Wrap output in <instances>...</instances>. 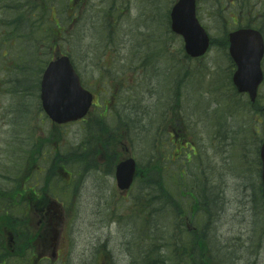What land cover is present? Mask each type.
<instances>
[{"label": "rangeland", "instance_id": "obj_1", "mask_svg": "<svg viewBox=\"0 0 264 264\" xmlns=\"http://www.w3.org/2000/svg\"><path fill=\"white\" fill-rule=\"evenodd\" d=\"M142 1L144 4L140 5ZM150 1L147 9L146 0H124L127 10L122 19L111 26L116 37L109 40L101 34L105 30L103 12L109 8L108 0H87L86 9H79L78 22L67 19L64 0V9L60 8L58 16L66 30L56 46L69 55L87 89L98 92L101 105L108 97L103 72L105 77L116 75L127 80L124 91L119 89V99L129 100L123 106L118 103L114 107L116 101L108 105L105 119L111 121L114 109L122 110L123 107L125 112L133 113L131 110L135 107L140 119L134 124L136 128L131 121L127 127L121 125L118 118L114 124L119 127L116 134L122 135L119 141L125 143L123 152L130 153L138 166L154 163L150 157L155 152L157 139L165 141L167 137L164 129L156 135L158 121L151 116L155 114L156 105L161 103L160 98L170 99L177 118L174 141L181 143L182 140V146L188 143L187 148L190 147L180 152L169 143L174 160L168 162V178L164 181L176 194L178 206L184 211H178L174 206L159 208L148 212L150 217L146 220L141 204L148 196L143 197L142 191L138 192V207L134 205L137 190H141L139 177L128 194L121 195L115 185L112 166L106 164L109 170L105 172L103 164L107 162V153L102 148L93 157L98 168L83 170L74 165L61 169L59 180L53 183L57 194L47 192L49 197L62 204L66 215L58 239L60 255L56 264H99L103 255L108 257L106 264H142L143 227L148 223L156 228L153 231L160 240L158 244L163 255H171L172 250L183 257L178 248L183 249L185 245L191 248L188 235L183 238L176 232L170 234L172 230L178 232L184 224L196 234L199 227L207 251L204 256L209 257V264H264V202L258 189H261L259 147L263 138L264 85L259 89L260 113L247 107L246 110L226 111L225 103L229 98L240 103L246 101L243 96L232 93L229 62L224 50L213 46L202 58L190 61L184 56L181 38L167 32L169 0ZM232 1L239 15H244L241 24L251 21L253 26H264V0ZM173 2L170 0L169 5ZM221 2L224 4L222 10L217 0H198L196 9L199 22L214 38L234 26L230 23L231 0ZM151 13H155L154 19L147 18ZM19 14L15 8L5 12L0 10V187L9 184L16 173L20 177L26 173L18 166L25 163L31 145L43 142L47 153L46 168L55 147L59 155L72 151L86 139V128L96 124L94 117L99 111L94 107L93 115L83 121L52 129L50 120L42 111L36 87L41 66L33 65V60L34 64L44 62L45 65L55 48H48L41 34L38 37L43 29H36L34 19L26 18L20 24L6 25ZM138 17L150 29L149 37L147 34L139 36L138 30L147 33V29L138 25ZM29 23L35 29L33 37L27 34L32 29L28 27ZM166 39L165 49L170 61L168 57H156L146 68H134L144 59L147 44L152 58L153 52L160 51ZM262 65L264 70V60ZM179 68L186 71L181 90L175 89L172 83L178 78ZM167 73L172 74L170 79L166 77ZM176 94L180 97L178 106ZM105 113L106 108L100 107V114ZM119 113L123 114L122 111ZM225 113L226 117L221 119V114ZM114 114L118 112L114 111ZM133 115L135 117L136 113ZM117 145L116 150L122 153L119 142ZM120 156L122 154L117 155V160ZM179 171L180 177L185 173L181 179H178ZM170 174L176 175L177 179L172 181ZM73 183L76 190L69 202ZM65 185L67 188L63 193ZM195 200L199 209L194 211L191 206ZM153 206L156 207L157 202ZM150 208L151 204L147 210ZM165 236L167 242L162 240ZM48 248L42 246L43 255L48 256ZM41 263L49 264L46 260ZM166 263L174 264V261Z\"/></svg>", "mask_w": 264, "mask_h": 264}, {"label": "water", "instance_id": "obj_2", "mask_svg": "<svg viewBox=\"0 0 264 264\" xmlns=\"http://www.w3.org/2000/svg\"><path fill=\"white\" fill-rule=\"evenodd\" d=\"M194 11V0H178L172 7L170 18L171 29L183 37L186 52L197 57L206 51L209 40ZM228 37L229 52L237 65L233 82L239 91H246L254 101L257 87L263 79L260 67L264 53L263 38L259 31L252 28L237 29L230 32ZM92 98V94L81 86L68 56H58L47 64L40 81V99L52 121L65 123L82 118L91 106ZM259 156L264 199V139ZM134 173L135 162L132 158L120 162L116 167L117 186L120 189L128 188Z\"/></svg>", "mask_w": 264, "mask_h": 264}, {"label": "flooded vegetation", "instance_id": "obj_3", "mask_svg": "<svg viewBox=\"0 0 264 264\" xmlns=\"http://www.w3.org/2000/svg\"><path fill=\"white\" fill-rule=\"evenodd\" d=\"M66 2L67 9L64 10V12L67 19L78 22L79 9L83 8L85 0H66ZM0 4L6 6L16 5L15 0H0ZM17 4L23 5L26 8V11L30 13V18L34 19V22H39L44 25L43 32L47 41L55 43L63 35V28L65 29V27L61 26L59 22L61 19L58 16V11L60 8H63V0H22ZM58 4H61L60 7ZM28 27H30V23ZM54 48L55 50L53 53L60 50L56 44ZM54 153H57L56 147ZM32 163L36 170L33 178H31L32 168L30 166ZM46 163L47 153L44 148H41L38 157L35 158L34 161L31 159L29 152L23 164V169L27 172L24 173L22 178H19L27 185L22 192V195H24L22 203L24 204L25 210L22 216L24 225L21 228H24L27 233H34L37 235L38 238L43 240V244L45 243V238L42 236L47 233L55 232L61 225V220L57 219V216L60 215L57 203L55 199L47 195V191L49 190L52 192V189L47 188L46 190L44 188L49 169L52 168V163H48L49 168L45 167ZM60 170L61 168L59 166L54 167V182L59 180ZM15 180H17V177ZM4 230H6V232H16H13L14 226H6Z\"/></svg>", "mask_w": 264, "mask_h": 264}, {"label": "trees", "instance_id": "obj_4", "mask_svg": "<svg viewBox=\"0 0 264 264\" xmlns=\"http://www.w3.org/2000/svg\"><path fill=\"white\" fill-rule=\"evenodd\" d=\"M23 14L22 12H20V14L17 16V18H14L12 21L9 22V25H17L18 23H20V20L23 18ZM224 44L226 45V39H224ZM247 108L249 109H253L254 111H258L259 109H261V106H258V99L255 103H249L247 102L245 105ZM245 107V108H246ZM100 123V122H99ZM88 131V135L86 137L85 140L82 141V143H80L78 145V147H75L72 151L71 156H65L63 155L62 157V164L65 165H72L73 164H85L87 162V158L88 155L90 153V148H88V145H90V140H94L97 141L99 143V145L104 146V143H107L105 141H102L103 138L100 137V142L98 141L97 137L98 135L93 134L90 131V128H86V132ZM101 132H105L106 128H102L100 129ZM111 138V137H110ZM113 138V137H112ZM87 149L85 150L86 147ZM95 149L97 147L98 149V144H95ZM96 149V151H97ZM99 151V149H98ZM148 172H150L148 170ZM151 175L150 174H146L143 182L146 186H149L151 183ZM163 182V180L160 179V184H159V192H160V197H164L165 195H168L169 192L165 189V187L163 186V184L161 183ZM0 203L3 204H7V203H14L17 202L20 198L19 196H17V193L15 190H12L10 192H0ZM7 199V200H5ZM1 215V214H0ZM143 215L145 216V211L143 210ZM147 217H150L147 214ZM146 217V220H147ZM147 227L149 228L147 231ZM152 228V229H151ZM154 228L153 226H151L150 223H148V226H146L145 228V233H143V240H144V248H143V264H168L166 263V261H164L163 259H166V255H162L160 253L161 251V247H159L158 242V237L156 236V234H154ZM147 231V232H146ZM190 243H191V248L190 252H189V264H209V257L204 256L206 251V247L203 245V242L201 240V235L199 233H195V232H191L190 233ZM163 241L167 242L166 240V236L162 238ZM23 250H20L19 254L23 255ZM10 254L8 252V250L6 248H4V246L1 244V236H0V264H34L32 263V259H28L26 260H22L21 257L18 256H14L11 254L12 259L9 258ZM18 257V258H17ZM24 257V256H22ZM7 260H12V261H8V263L6 262ZM181 260V258H180ZM179 259L175 262V264H180ZM187 260H182V262H186ZM181 262V263H182Z\"/></svg>", "mask_w": 264, "mask_h": 264}, {"label": "bare ground", "instance_id": "obj_5", "mask_svg": "<svg viewBox=\"0 0 264 264\" xmlns=\"http://www.w3.org/2000/svg\"><path fill=\"white\" fill-rule=\"evenodd\" d=\"M205 100H206V104L208 103V100L205 98Z\"/></svg>", "mask_w": 264, "mask_h": 264}]
</instances>
